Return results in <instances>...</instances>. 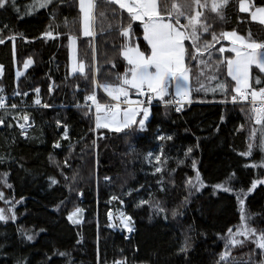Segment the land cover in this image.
I'll use <instances>...</instances> for the list:
<instances>
[{"label":"trees","instance_id":"obj_1","mask_svg":"<svg viewBox=\"0 0 264 264\" xmlns=\"http://www.w3.org/2000/svg\"><path fill=\"white\" fill-rule=\"evenodd\" d=\"M249 1L264 5V0ZM157 2H166L170 7L172 0ZM15 3L18 12L11 7L0 9V36L22 34L15 41L6 39L0 44V87L11 102L30 106L27 111L34 126L23 139L13 125L7 127L10 119L4 116L6 126L0 129V157L4 158L0 173H9L7 183L11 185L8 188L0 184L4 194L0 210L16 216L15 221H0V264H15L17 258H27L31 264H47L49 257L51 264H68V257L53 255L54 249L70 253L74 264H114L125 260L127 264H216L225 248L228 229L235 231L241 223L237 191L246 192L253 179L264 177V168L245 167L264 159L258 147L248 157L240 155L247 150L254 126L250 106L223 103L234 93L235 82L227 75L226 63L215 66L222 57L232 56L229 50L219 52L229 44L221 33L235 31L246 41L264 42V25L253 21L249 13L239 12L238 0L228 6L226 20L214 19L210 8L205 9L206 22L212 28L201 33L200 43H212V57L197 54L193 60L191 55L186 56L194 103L185 105L181 112L165 105L149 106L147 130L125 136L106 128L90 131L95 129V115L84 97L93 91L94 68L98 82L119 83L116 76L124 73L127 66L120 55L125 44L120 27L121 23L129 24L127 11L97 0L93 35L85 36L80 26L79 0H53L48 7L35 10L28 7L33 0ZM101 12L106 13V18L100 17ZM45 32L52 36L42 35ZM213 32L217 41L212 40ZM142 35L141 24L132 22V42L145 50ZM69 36L75 38L76 56L84 63L86 76L69 71ZM185 48L186 52L193 50L191 40L185 41ZM29 57L33 63L17 77L16 72L22 70ZM257 74L258 70L252 72L253 86ZM220 83H227L226 91L218 87ZM36 88L40 89L42 104L50 107H32ZM17 91L27 95H14ZM134 92L130 90L128 98ZM100 99L105 100L103 96ZM78 103L81 107H76ZM57 119L68 125L70 139L61 149L53 150L52 144L60 139ZM157 126L173 139L156 140ZM255 127L259 129L258 125ZM161 145L162 163L155 165L162 172L157 173L144 156L155 148L161 153ZM131 147L135 150L130 151ZM188 148L192 152L185 157ZM179 160L184 162L178 163ZM197 171L204 182L199 191L185 184L195 178ZM232 173L235 177L228 186L234 191L214 189ZM49 177L57 183L51 184ZM162 177L163 183L158 184ZM150 193L155 201H160L164 212H157L149 204L139 205L140 200L150 199ZM113 196L119 199L117 205L124 202L125 211L134 218L135 232L129 239L106 227V212L111 208L108 200ZM242 198L246 210L256 214L251 226L264 230V185H257ZM76 207L82 212L80 223L74 224L67 216ZM8 208L13 213H8ZM173 209L178 213L175 217ZM18 229L29 230L35 239L24 240ZM185 236L191 248L178 253ZM254 249L249 241L233 248L231 256L234 262L245 264ZM254 258L258 260L259 256Z\"/></svg>","mask_w":264,"mask_h":264},{"label":"snow or ice","instance_id":"obj_2","mask_svg":"<svg viewBox=\"0 0 264 264\" xmlns=\"http://www.w3.org/2000/svg\"><path fill=\"white\" fill-rule=\"evenodd\" d=\"M53 3V0H33V3L28 7L32 10L36 8H45ZM106 4L117 5L120 9L127 11L129 15V24L124 26L121 23L120 33L124 37L131 36L132 22L139 21L143 28V40L146 42L147 48L141 50L139 45L131 46L130 41L126 43L121 51L120 55L127 62L124 73L118 74L116 80L119 83L111 82H98L95 72L92 74V87L93 91L84 97V100L91 101V106H94L95 116V131L96 129L106 128L110 131L122 133L125 136L131 133L144 132L147 130V125L150 123V108L145 105L152 103L153 97L160 98L165 107H175L176 112H181L184 103H191V89L188 84L189 69L186 67V56L191 55L193 60L199 57H203L205 54L212 57L213 45L211 42L205 41L203 44L201 41V33H208L212 25L206 21L208 17L205 15L204 10L209 9L211 13L215 14L214 19L226 20L227 8L232 3V0H172L170 7L165 2L159 5L157 0H105ZM97 6V0H79V12H80V26L82 34L85 36L93 35L92 25L96 20L94 15V9ZM11 7L14 11H19L15 0H0V9L7 10ZM238 10L241 13H249L253 21H258L264 25V5L256 6L254 3H250L249 0H238ZM186 9H191L187 11ZM100 17L106 18V13L101 12ZM113 15L115 10L113 9ZM185 21L182 23L181 21ZM7 27V26H5ZM22 35L20 33H14L10 36H0V44H3L5 40L15 41L17 36ZM42 35L52 36L51 32H45ZM224 39H232L234 45L239 43L240 47L233 46L230 51L235 53L234 58H223L216 62V67L222 66L224 63L227 65V75L231 77L235 82V87L232 91L237 95L232 96V101L235 102L239 97L240 100H248L249 97L252 103V121L253 128L249 136V142L247 150L240 153V155L248 157L251 155L254 148L264 153V42L248 41L237 35L235 31L221 33ZM191 40L193 43V50L186 52L185 41ZM212 40L217 41V36L213 32ZM70 46L75 43L74 38L69 36ZM219 52L222 54L224 48L221 47ZM15 58V52H14ZM33 63L31 57L27 58L23 62L24 69H27L29 65ZM111 63V61H110ZM115 67V65L113 64ZM79 70L82 75L86 76L84 63L81 61L77 67H74L72 71ZM258 70V74L255 76V86L250 83L253 79L252 72ZM0 74H2V66H0ZM23 73L16 72V76L20 77ZM213 79H216L214 76ZM174 88V94L171 88ZM78 87V86H77ZM218 87L222 90H227V83H220ZM102 88L105 93L117 103L115 104H101L96 95V90ZM136 90L138 95L145 97L144 100H138L133 102L128 99L130 90ZM4 89L0 87V92ZM34 91L37 94V98L33 100V104L43 106L45 108L50 107L48 104H42L39 98L40 89L36 88ZM49 92H52V86H49ZM14 95H27V93L15 92ZM175 99L167 100L166 96H173ZM123 98V99H122ZM125 103L127 106L121 109L120 104ZM11 108L17 110L18 105L6 104V99L3 95H0V108ZM76 107H81L78 103ZM84 107H91L87 104ZM121 112L123 118H120ZM88 115V113H85ZM13 119L17 120V127L20 128V135L27 136V128L32 127V118L27 111H14ZM223 115L221 120H223ZM23 121V122H20ZM0 124H4L3 117H0ZM57 127H63V133L61 139L69 140V128L67 124H63L61 120H56ZM259 126V129L255 127ZM7 127L11 128L12 124H7ZM243 127V126H241ZM155 139L158 141H171L173 137L171 135H165L161 132L159 126L156 129ZM258 140V142H257ZM54 148H60L59 141H55ZM161 153L154 154L149 151L145 154L144 159L149 163L152 162L154 157L157 164L162 163L161 157L163 155V145H161ZM134 147L130 148V151H134ZM192 152V148L185 150L184 156L188 157ZM69 153H71V147H69ZM50 161L54 158L49 157ZM4 162V158L0 157V163ZM183 160H179L178 163H183ZM67 165V160L65 161ZM155 172H162L161 167L153 165ZM192 167L196 169V162H192ZM245 167L252 168H264V159L258 164L252 163L245 165ZM173 171H175L173 169ZM9 173H0V184L5 187L11 188V185L7 183ZM235 173L229 174L226 181L214 185V189H220L225 192H232L234 189L229 185V182L234 179ZM75 179V176L73 177ZM107 180L108 177H105ZM51 184H56L57 180L49 177ZM158 184L163 183V177L157 181ZM186 187L194 188L199 191L204 186V182L200 177V173L197 171L195 178H189L186 182ZM264 184V177L253 179L251 185L245 192L244 189L237 191V199L240 205L241 211V223L233 231L229 228L225 237V248L219 254L216 264H233L234 258L231 256V251L237 246H243L246 242H251L255 245V249L249 255L248 261L245 264H264V230H257L252 227L250 221L256 215L255 213H249L245 208V200L242 197H246L248 193L253 192L257 185ZM161 191H164L161 187ZM215 194V191L214 193ZM149 200H140L139 205L149 204L150 207L156 209L157 212H164L165 209L160 201H155L152 194H149ZM0 199H4L3 192H0ZM23 199V198H21ZM111 199H117L116 196ZM7 203V201H5ZM187 202V197L185 201ZM138 205V206H139ZM8 213H13L12 208L7 209ZM82 209L79 207L74 208L73 211L68 213L67 219L72 223H80L79 214ZM175 209L172 210V216L177 215ZM11 219L15 221L16 216L13 213L11 216L5 214L4 210H0V221H7ZM132 218L130 216L122 215L121 223L129 231H134V227L131 223ZM40 231H44L40 229ZM18 233L23 236L26 241H32L35 239L33 234H30L29 230L18 229ZM243 236V240L237 237ZM79 243V241H77ZM2 247V245H0ZM191 248L189 238L185 236L184 241L181 243L178 253H186ZM258 250V251H256ZM53 255H59L61 257H68V264H74L71 260L70 253L59 252L53 250ZM259 256L256 260L254 257ZM15 264H31V261L27 258H17ZM47 264H51V258H48ZM114 264H127V261H115ZM238 264V262H234Z\"/></svg>","mask_w":264,"mask_h":264},{"label":"built area","instance_id":"obj_3","mask_svg":"<svg viewBox=\"0 0 264 264\" xmlns=\"http://www.w3.org/2000/svg\"><path fill=\"white\" fill-rule=\"evenodd\" d=\"M94 66V65H93ZM93 72H95V68L93 69ZM95 74H96V72H95ZM0 95H3V92H0ZM96 95H97V99H98V101L101 103V104H115V103H117L116 101H114V100H112L108 95H107V93H105L104 91H103V89L102 88H98L97 90H96ZM234 95H237L236 93H233V94H231L230 95V97L227 99V100H225V101H223V103H227V104H247V105H249L250 106V108L252 109V103H251V99H250V97H249V99L248 100H240L239 99V97L237 98V100L235 101V102H233L232 101V96H234ZM4 96V95H3ZM101 96H103L104 98H105V100L104 101H101ZM5 97V96H4ZM5 99H6V104H8V105H10V104H13V102H11V100H8L6 97H5ZM123 99V98H122ZM129 100H131V101H133V102H136V101H138V100H144L145 99V97H143V96H140V95H138V93L137 92H134V94H133V97L132 98H128ZM173 99H175V97H173L172 99H170V100H173ZM192 101V100H191ZM192 103H194V101H192L191 103H184V106L185 105H189V104H192ZM89 105L91 106V101H89ZM153 105H165L164 104V102L162 101V100H158V99H156L155 97H153V100H152V103L150 104V105H145V106H153ZM42 106V105H41ZM127 105L125 104V103H121L120 104V107L121 108H123V107H126ZM183 106V107H184ZM28 107H30V106H27V105H18V109L17 110H12L10 107L9 108H0V117H3V119H4V116H7V117H9V119H10V122L11 121H13V123H14V126H15V128L18 130V132H19V135H20V128L19 127H17L16 125H17V120H15V119H13V115H14V111H27V108ZM32 107H40V106H38V105H32ZM92 108H93V111H94V115L96 116V112H95V108H94V106H91ZM174 109H175V107H174ZM28 112V111H27ZM5 113H7V114H5ZM251 114H252V111H251ZM253 115V114H252ZM32 118V117H31ZM20 122H23V121H20ZM6 126V123H5V120H4V124H0V129H3L4 127ZM33 126H34V119L32 118V127H29V128H27V136H28V132L33 128ZM58 128H60V139L58 140L59 142H60V144H61V147L60 148H54L53 147V144H52V149L53 150H59V149H61L62 148V146H64V143L66 142V141H68V140H63V139H61V135H62V133H63V127L61 126V127H58ZM27 136L25 137V136H21L20 135V137L21 138H23V139H26L27 138ZM66 146V145H65ZM109 203V202H108ZM119 209H120V215H119V227L118 226H113V224H112V222L108 219V222H109V227L113 230V231H118L121 235H123L124 236V238L125 239H129V237L134 233V231H135V224H134V219L125 211V209H124V202L123 201H120V207H119ZM122 215H125V216H130L131 218H132V220H131V223H132V225H133V227H134V231H132V232H129L125 227H124V225L121 223V219H122Z\"/></svg>","mask_w":264,"mask_h":264},{"label":"rangeland","instance_id":"obj_4","mask_svg":"<svg viewBox=\"0 0 264 264\" xmlns=\"http://www.w3.org/2000/svg\"><path fill=\"white\" fill-rule=\"evenodd\" d=\"M250 2V1H249ZM139 22V21H138ZM140 23V22H139ZM141 24V23H140ZM141 27H142V25H141ZM143 29V28H142ZM238 35V34H237ZM142 37H143V35H142ZM124 40H125V44L126 43H128L129 41H130V44H131V46H136V45H138L137 43H134V42H132V37L130 36V37H124ZM226 40H228L229 41V44H228V46L226 45V46H224L223 48H224V50H229L230 51V49L233 47V46H236V47H240V45H239V43H237L236 45H234L233 44V42H232V39H226ZM74 41H75V38H74ZM246 41V40H245ZM246 42H248V41H246ZM124 44V45H125ZM143 51V50H142ZM231 52V51H230ZM232 53V56H230L229 58H234V56H235V53H233V52H231ZM125 61V60H124ZM126 62V61H125ZM80 62L78 61V59H77V56H76V41H75V43L74 44H72L71 46H70V42H69V71H70V73H74V72H79V70L77 69L76 71H72V69L74 68V67H77V65L79 64ZM126 64H127V62H126ZM1 66V65H0ZM227 66V65H226ZM187 67V66H186ZM23 70H25L24 69V67L22 68V70L20 71V72H22ZM1 75V74H0ZM188 76H189V72H188ZM188 84H189V80H188ZM170 88H171V86H170ZM171 91L173 92V94H174V88H171ZM158 98V97H157ZM121 109H123V108H121ZM120 118L122 119L123 118V113L121 112V114H120ZM12 125H13V127H15L14 126V123H13V121H11L10 122ZM151 152H153L154 154H159V151H158V149L157 148H155L153 151H151ZM155 163H156V161H155V159H154V157L152 158V162H151V164L152 165H155ZM117 203V200L115 199V200H113V199H111V198H109V205L111 206V208L110 209H108L107 210V212H106V220H107V225L108 226H106V227H108L109 228V222H108V219L112 222V224H113V226H118V223H119V215L121 214L120 213V209H119V206L120 205H117L116 204ZM109 206V207H110ZM135 223V222H134ZM119 227V226H118Z\"/></svg>","mask_w":264,"mask_h":264},{"label":"bare ground","instance_id":"obj_5","mask_svg":"<svg viewBox=\"0 0 264 264\" xmlns=\"http://www.w3.org/2000/svg\"><path fill=\"white\" fill-rule=\"evenodd\" d=\"M111 198V197H110ZM117 201L119 200V199H116ZM108 202H109V200H108ZM109 204V203H108ZM119 205H120V201H119ZM120 207V206H119ZM129 214V213H128ZM130 215V214H129ZM131 216V215H130ZM132 217V216H131ZM133 218V217H132ZM134 219V218H133ZM135 222V221H134ZM135 224V223H134ZM118 225H119V223H118ZM108 226V225H107ZM109 229H111L110 227H109ZM112 230V229H111ZM113 231V230H112ZM113 232H118V231H113ZM135 232V231H134ZM119 233V232H118ZM120 234V233H119Z\"/></svg>","mask_w":264,"mask_h":264},{"label":"crops","instance_id":"obj_6","mask_svg":"<svg viewBox=\"0 0 264 264\" xmlns=\"http://www.w3.org/2000/svg\"><path fill=\"white\" fill-rule=\"evenodd\" d=\"M157 98V97H156Z\"/></svg>","mask_w":264,"mask_h":264},{"label":"water","instance_id":"obj_7","mask_svg":"<svg viewBox=\"0 0 264 264\" xmlns=\"http://www.w3.org/2000/svg\"><path fill=\"white\" fill-rule=\"evenodd\" d=\"M264 185V184H263Z\"/></svg>","mask_w":264,"mask_h":264}]
</instances>
